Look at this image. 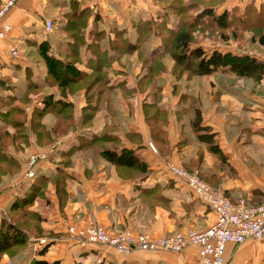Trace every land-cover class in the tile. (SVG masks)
<instances>
[{"label": "crops", "instance_id": "1", "mask_svg": "<svg viewBox=\"0 0 264 264\" xmlns=\"http://www.w3.org/2000/svg\"><path fill=\"white\" fill-rule=\"evenodd\" d=\"M138 1L19 0L7 14L12 32L0 41V229L12 220L28 240L0 255V264H198L194 246L121 254L80 235L92 225L153 239L213 226L214 212L176 181L172 165L198 173L232 202L264 203V78L178 65L168 40L179 16ZM225 1L218 15L264 4ZM194 37L199 43L190 50L264 63L258 42L254 53L248 44L208 50L206 34ZM55 139L61 144L36 165L31 187L24 182L28 155ZM106 151L127 152L141 167H118ZM30 194V205L12 209ZM226 264H264V238L228 244Z\"/></svg>", "mask_w": 264, "mask_h": 264}, {"label": "built area", "instance_id": "2", "mask_svg": "<svg viewBox=\"0 0 264 264\" xmlns=\"http://www.w3.org/2000/svg\"><path fill=\"white\" fill-rule=\"evenodd\" d=\"M18 1L0 0V41L7 39L12 32V26L5 18ZM46 26L49 29L50 23L47 22ZM12 54L17 55V51L13 50ZM59 144L61 142L58 141L47 150L29 154L24 182L34 179L36 165L57 150ZM149 145L156 151L151 142ZM170 172L179 184L188 186L214 212L216 221L213 226L204 231L192 230L185 234L176 233L153 239L148 235L130 232L114 235L102 226L92 225L81 231L80 235L86 242L110 246L121 254H130L134 250L181 253L194 246L199 249L198 264H226L228 244L239 245L249 238L257 240L264 238V203L251 205L245 199L232 202L202 180L198 173L175 165L170 166ZM3 192L4 190L0 188V196ZM75 232L74 227L70 228V233Z\"/></svg>", "mask_w": 264, "mask_h": 264}, {"label": "trees", "instance_id": "3", "mask_svg": "<svg viewBox=\"0 0 264 264\" xmlns=\"http://www.w3.org/2000/svg\"><path fill=\"white\" fill-rule=\"evenodd\" d=\"M217 2H219V0H214L215 5ZM237 10H242L243 12H235ZM216 12V7L207 8L197 16L191 17L188 21L185 20L184 17V15L187 14L185 10L184 12H173L174 15L179 16L180 22L174 30L169 31L170 34L168 46L178 65H188V67L192 66V68L196 67L197 72L204 75H209L222 67H229L239 75L264 78V63L258 61L255 58H250L248 56L234 57L231 54L222 53L216 49L212 52H207L203 49L190 50L192 45L190 38L191 32L196 28L203 26V22L207 21V19L217 25L221 30L227 29L230 24L229 22L234 18L235 20L240 19V21H242L244 24L250 22L248 27H241L240 29L246 30V32H249L251 29L256 30V41L261 46H264V4L260 5L259 7L254 3L247 4L243 8L236 6L231 10L222 11L224 13L220 15H218ZM48 61L49 71L50 73H53V59H49ZM71 67L73 68L72 65ZM72 68H70L69 71L72 70ZM5 117L6 116H4L3 119L6 121ZM15 122L16 121H13L12 123ZM57 140L58 139L51 141V143L48 144L46 148L48 149ZM104 155L118 167L135 169L141 167L138 164L137 159L127 152L116 154L106 151L104 152ZM1 168H3L2 163H0V169ZM37 177L38 176L35 175L34 179L32 180L31 187L35 184ZM31 199L32 194L26 196L23 200L15 202L12 209L14 210L21 206L30 205L32 203ZM27 240L26 233L15 223H13L12 220H3L0 229V255L9 252L11 249H19L24 247L27 243ZM39 264L48 263L39 262Z\"/></svg>", "mask_w": 264, "mask_h": 264}, {"label": "rangeland", "instance_id": "4", "mask_svg": "<svg viewBox=\"0 0 264 264\" xmlns=\"http://www.w3.org/2000/svg\"><path fill=\"white\" fill-rule=\"evenodd\" d=\"M141 1V2H140ZM141 4L149 2L151 6V12H185V20H189L195 15V12H203L207 8L216 7V11L220 9V4L226 5L225 0H219V2L214 3V0H140ZM212 6V7H211ZM254 6V5H253ZM234 7H232L233 9ZM227 10V9H226ZM205 12V11H204ZM235 12H243L242 10H237ZM204 25L196 28L190 34L192 42L199 43L198 39L194 37L196 32H199L201 35L206 34L207 48L210 50L212 47L224 48L225 46H231L232 44H240L243 46L249 45L248 48L251 49V53H254L256 46H253L256 43L255 33L257 32L254 29H251L249 32L246 30L240 29L241 27H248L250 22L243 23L240 19L235 18L230 21L229 27L225 30L219 29L217 25L213 22L207 21L203 22ZM229 48V47H228ZM257 48H259L257 46ZM29 156V155H28ZM43 161V160H42ZM41 161H39L40 163Z\"/></svg>", "mask_w": 264, "mask_h": 264}]
</instances>
